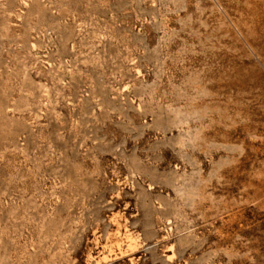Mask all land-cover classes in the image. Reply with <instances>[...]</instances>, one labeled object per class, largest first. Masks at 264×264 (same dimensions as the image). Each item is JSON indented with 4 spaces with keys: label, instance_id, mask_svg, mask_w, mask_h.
Segmentation results:
<instances>
[{
    "label": "rangeland",
    "instance_id": "374dc122",
    "mask_svg": "<svg viewBox=\"0 0 264 264\" xmlns=\"http://www.w3.org/2000/svg\"><path fill=\"white\" fill-rule=\"evenodd\" d=\"M0 264H264V0H0Z\"/></svg>",
    "mask_w": 264,
    "mask_h": 264
}]
</instances>
